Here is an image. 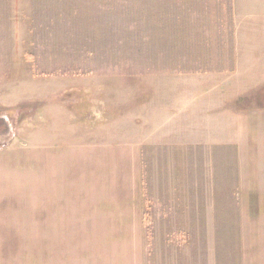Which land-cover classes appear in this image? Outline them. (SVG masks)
<instances>
[{
    "label": "crops",
    "instance_id": "1",
    "mask_svg": "<svg viewBox=\"0 0 264 264\" xmlns=\"http://www.w3.org/2000/svg\"><path fill=\"white\" fill-rule=\"evenodd\" d=\"M222 4L221 26H182L201 40L171 47L187 52L143 102L98 109L76 140L52 135V223H90L98 241L94 261L89 234H61L59 264H218L234 197L235 264H264V0ZM220 28L230 38L211 40Z\"/></svg>",
    "mask_w": 264,
    "mask_h": 264
},
{
    "label": "rangeland",
    "instance_id": "2",
    "mask_svg": "<svg viewBox=\"0 0 264 264\" xmlns=\"http://www.w3.org/2000/svg\"><path fill=\"white\" fill-rule=\"evenodd\" d=\"M222 2L0 0V129L8 126L0 135V264H59L63 233L89 234L91 247L84 257L96 260L98 241L90 223L66 229L52 223V135L59 131L60 137L67 129V137L76 140L81 128L95 121L98 109L124 111L130 97L134 105L143 102L151 81L158 83L163 71L176 67L178 53L187 52L171 47L201 40L199 33L182 26L195 21L221 26L227 20L218 14ZM221 32L211 40L230 38ZM232 205L227 214L232 225L220 224L226 216L218 210V264L236 261L237 251L233 249V258L231 250L238 228L235 197ZM226 236L230 241L225 242ZM206 237L202 228V249Z\"/></svg>",
    "mask_w": 264,
    "mask_h": 264
},
{
    "label": "trees",
    "instance_id": "3",
    "mask_svg": "<svg viewBox=\"0 0 264 264\" xmlns=\"http://www.w3.org/2000/svg\"><path fill=\"white\" fill-rule=\"evenodd\" d=\"M30 59H32V61H34V55L33 54H28L27 55ZM33 68H35V62H33Z\"/></svg>",
    "mask_w": 264,
    "mask_h": 264
},
{
    "label": "flooded vegetation",
    "instance_id": "4",
    "mask_svg": "<svg viewBox=\"0 0 264 264\" xmlns=\"http://www.w3.org/2000/svg\"><path fill=\"white\" fill-rule=\"evenodd\" d=\"M0 125H1V123H0ZM7 131H8V126H7V128L5 127V129H0V135L6 133Z\"/></svg>",
    "mask_w": 264,
    "mask_h": 264
}]
</instances>
